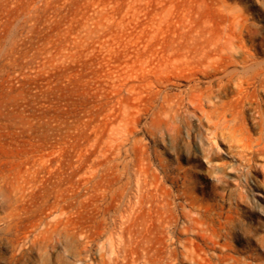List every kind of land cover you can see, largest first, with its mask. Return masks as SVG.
Instances as JSON below:
<instances>
[{"label": "rangeland", "instance_id": "1", "mask_svg": "<svg viewBox=\"0 0 264 264\" xmlns=\"http://www.w3.org/2000/svg\"><path fill=\"white\" fill-rule=\"evenodd\" d=\"M0 264H264V0H0Z\"/></svg>", "mask_w": 264, "mask_h": 264}, {"label": "bare ground", "instance_id": "2", "mask_svg": "<svg viewBox=\"0 0 264 264\" xmlns=\"http://www.w3.org/2000/svg\"><path fill=\"white\" fill-rule=\"evenodd\" d=\"M226 45L228 44V43H225ZM222 45V44H221ZM224 45V44H223ZM224 47V46H223ZM228 47V46H227ZM202 49V48H201ZM200 49V50H201ZM223 49V48H222ZM200 50H198L197 52H191V55H189V52L191 51H188L187 53H188V56H189V58L193 61V62H191L193 65H195V66H193V67H196L195 69H196V71H194V72H191L189 75H180V74H174V75H171V76H173L174 78H176V80L178 79H180V80H187V79H190V78H193L195 75H196V72L198 71V72H200L201 74H204V76H205V70L207 69V68H209V67H212L213 65H217V63H216V61H214L215 59H214V55L215 54H217L218 52H216L215 54H213L212 53V51L211 52H206V51H200ZM224 50V49H223ZM196 51V50H195ZM224 51H226V49L224 50ZM220 54H221V52H219ZM218 53V55H220ZM224 54H225V52H223ZM182 54V53H181ZM185 54V53H184ZM223 54V55H224ZM227 54V53H226ZM180 55V54H179ZM182 56H185V55H181V57ZM221 56V55H220ZM219 57V56H218ZM225 57V56H224ZM185 58L186 59H189L188 57H186L185 56ZM217 58V57H216ZM222 58V57H221ZM230 56L228 55V56H226V58H224V61H222L221 63L224 65V67H225V64L223 63V62H226V60L227 61H230ZM190 59H189V61H190ZM179 60H181V58L179 59ZM182 60H184V59H182ZM219 60V59H218ZM182 62V61H181ZM180 62V63H181ZM166 63V62H165ZM219 63L220 62H218V65L217 66H219ZM186 64V63H185ZM185 64H183V65H185ZM227 64V63H226ZM169 65H171V64H169ZM176 65H178V64H176ZM223 65H220L221 66V69H223ZM169 67V66H168ZM175 67V66H174ZM185 67H187V66H185ZM214 67H212V69H213ZM217 68V67H216ZM216 68H214L213 70H217ZM169 69V68H168ZM174 69V68H173ZM173 69H171L172 71H173ZM182 69H184V68H182ZM194 69V70H195ZM209 69H211V68H209ZM162 71H163V69H162ZM175 71H176V69H175ZM178 71V70H177ZM165 72V71H164ZM167 72V71H166ZM174 72V71H173ZM172 72V73H173ZM185 72V71H184ZM169 73H171V72H169ZM185 74V73H184ZM162 76H164V75H162ZM164 78V77H163ZM169 78H170V76L168 77V75H167V80H169ZM161 79V78H160ZM159 79V80H160ZM160 82H162V81H160ZM171 83V82H170ZM172 84V83H171ZM194 84V83H193ZM188 89V88H187ZM160 92V91H159ZM182 92V91H181ZM186 92V91H185ZM157 93V92H156ZM165 93V92H164ZM211 92L210 91H208L207 93H203V92H201V91H199V90H197L196 88H194V87H191L188 91H187V93H185V95H184V93L183 94H176V95H174L173 94V96L172 95H170V94H167L166 93V95H163L162 96V99H161V104H160V106L161 107H158L159 108V110H157V115L159 114V116H162V119H163V117H164V119L163 120H158L159 118L157 117V116H155V113H154V111H156V110H154L153 111V114H154V116L156 117V118H158L157 120H158V122L160 121L161 123H162V126L161 125H159V124H157L158 126H161V127H165L167 130H169L170 128H171V126L173 125V124H175L176 125V123L177 122H179L180 120H183L184 122H186V124L188 125V126H190L191 125V120L192 119H194V120H196V124H197V134L199 135V134H201V132L204 130V123H203V121H205V122H207L208 124L210 123V118L208 117V115L206 114L207 112H205L204 111V103L205 102H210L211 101ZM213 98V97H212ZM211 103V102H210ZM209 104V103H208ZM199 113L200 115H201V117H198V116H196L195 115V113ZM153 116V118L152 119H154L155 117ZM224 118V117H223ZM156 120V119H155ZM224 120V119H223ZM223 120H221V121H223ZM159 122V123H160ZM195 122V121H194ZM152 123H154V121L152 122ZM213 124V123H212ZM211 124V125H212ZM215 124V123H214ZM213 124V125H214ZM157 126V127H158ZM177 126V125H176ZM181 126V125H180ZM160 127V128H161ZM185 127V126H184ZM186 128V127H185ZM194 128V127H193ZM217 124L214 126V129L212 130L213 131V133H212V135L213 136H215L216 135V130H217ZM219 129V128H218ZM221 129V128H220ZM164 130V129H163ZM171 130V129H170ZM169 130V131H170ZM175 130V129H174ZM195 130V129H194ZM195 130V131H196ZM171 131H173V128H172V130ZM194 131V132H195ZM205 132V131H204ZM208 132V131H207ZM210 132V131H209ZM209 135V134H208ZM217 136V135H216ZM187 218V217H186ZM188 221V220H187ZM192 222V221H191ZM122 232V231H121ZM124 233V232H123ZM123 233H122V235H123ZM124 236V235H123ZM124 244V243H123ZM114 253H110V255H113ZM116 256V255H115Z\"/></svg>", "mask_w": 264, "mask_h": 264}]
</instances>
